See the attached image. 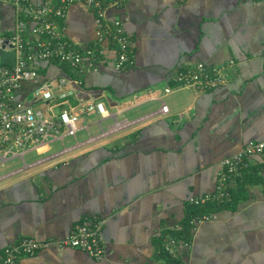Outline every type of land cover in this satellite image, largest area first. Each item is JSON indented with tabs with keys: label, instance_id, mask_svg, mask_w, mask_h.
Returning a JSON list of instances; mask_svg holds the SVG:
<instances>
[{
	"label": "crops",
	"instance_id": "1",
	"mask_svg": "<svg viewBox=\"0 0 264 264\" xmlns=\"http://www.w3.org/2000/svg\"><path fill=\"white\" fill-rule=\"evenodd\" d=\"M11 1L0 0V65L14 59ZM106 16L122 20L132 53L126 68L111 66L108 41L101 43L106 57L95 72L77 75L56 61L37 66L43 79L78 80L64 87L73 92L69 102L103 103L109 117H80L88 132L97 125L89 133L95 138L30 166L0 167V248L22 237L60 239L82 219L97 218L102 257L49 244L16 264L156 263L155 237L179 228L189 197L212 191L220 159L249 140H264V0H131L108 8ZM61 24L71 43H93L89 8L69 5ZM199 61L230 62L225 83L199 92L172 81L174 70ZM33 83L19 96L26 97ZM159 100L167 113L156 112ZM36 106L44 109L43 102ZM113 119L119 125L96 137ZM75 137L83 141L86 133ZM59 148L54 141L24 160ZM263 159L250 156L229 186L235 189L245 172H254L243 198L194 222L190 241L176 245L183 264H264Z\"/></svg>",
	"mask_w": 264,
	"mask_h": 264
},
{
	"label": "built area",
	"instance_id": "2",
	"mask_svg": "<svg viewBox=\"0 0 264 264\" xmlns=\"http://www.w3.org/2000/svg\"><path fill=\"white\" fill-rule=\"evenodd\" d=\"M128 1L131 0H40L38 3L31 0L11 1L16 24L8 43L14 51V59L9 65H0V164L18 159L21 167L30 166L95 138L89 134L87 124L82 123L80 117L91 112H95L100 118L109 117L110 113L103 103L79 98L75 102H69L67 97L73 92L71 89L64 90V87L69 83L78 84V80L64 76L55 81L43 79L37 72V66L40 62L56 61L77 75L95 72L106 57L101 43L108 41L110 47L107 51L111 54L108 57L111 66L116 70L126 68L132 58L128 36L124 32L122 20L118 17L109 20L106 10L119 7ZM73 3H79L92 12L94 40L90 45L73 44L65 37L61 21L67 7ZM229 66L230 62L213 65L201 61L193 62L174 70L171 79L177 85L194 91H206L225 83ZM31 82L34 83L29 97H20L23 85ZM164 91L167 92L168 89L165 88ZM37 102H43L44 109L37 107ZM159 102L156 112L167 113V106L161 100ZM111 125L107 129L99 128L96 137L106 134L119 123L113 119ZM79 130L86 133L83 141L75 137ZM67 136L72 142L65 145L62 138ZM54 141L60 144L58 150L26 163V153L38 152ZM252 155L264 158V140H249L238 151L221 158L212 191L189 197L188 202L196 205L206 201L218 203L226 199L229 186L248 167L247 159ZM101 224L100 219L84 218L60 239L40 241L22 237L0 248V264H16L17 257L31 255L49 244L79 249L95 259H100L103 254L100 243ZM177 244L175 239L167 237L163 241V249L170 256H176Z\"/></svg>",
	"mask_w": 264,
	"mask_h": 264
},
{
	"label": "trees",
	"instance_id": "3",
	"mask_svg": "<svg viewBox=\"0 0 264 264\" xmlns=\"http://www.w3.org/2000/svg\"><path fill=\"white\" fill-rule=\"evenodd\" d=\"M255 174L252 171L245 172L241 179L237 181V186L233 190L228 189V197L218 203L206 201L200 204L186 202L187 210L184 217L176 230H165L153 241V255L156 264H183L177 256H170L163 248V241L167 237L175 239L178 243H188L190 241V230L193 228L195 221L207 217L212 211L222 208H232L237 202L236 198L245 196L246 183L254 181ZM238 179V178H236ZM264 187V184H263Z\"/></svg>",
	"mask_w": 264,
	"mask_h": 264
},
{
	"label": "rangeland",
	"instance_id": "4",
	"mask_svg": "<svg viewBox=\"0 0 264 264\" xmlns=\"http://www.w3.org/2000/svg\"><path fill=\"white\" fill-rule=\"evenodd\" d=\"M107 123H108V121H106V120H103L102 121V125L103 126H106ZM97 131H98L97 125H90L89 126V133H94V132H97ZM29 158H30V154L29 153L25 154L24 159L25 160H28ZM18 163H19V160L18 159L8 160V161H5L4 163H1L0 164V167H2V166H4V167H6V166H13V165H16Z\"/></svg>",
	"mask_w": 264,
	"mask_h": 264
}]
</instances>
